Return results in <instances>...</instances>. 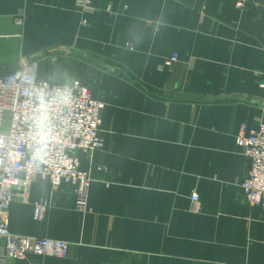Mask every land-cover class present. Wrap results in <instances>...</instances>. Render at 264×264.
Listing matches in <instances>:
<instances>
[{
    "label": "crops",
    "instance_id": "0c3cea01",
    "mask_svg": "<svg viewBox=\"0 0 264 264\" xmlns=\"http://www.w3.org/2000/svg\"><path fill=\"white\" fill-rule=\"evenodd\" d=\"M91 1L0 0V75L37 60L40 80H79L105 103L104 147L80 156L88 212L37 175L10 206L12 233L70 245L30 263L264 264V209L241 198L236 143L264 124V0Z\"/></svg>",
    "mask_w": 264,
    "mask_h": 264
},
{
    "label": "built area",
    "instance_id": "2783aa9c",
    "mask_svg": "<svg viewBox=\"0 0 264 264\" xmlns=\"http://www.w3.org/2000/svg\"><path fill=\"white\" fill-rule=\"evenodd\" d=\"M246 2L236 0L237 7H244ZM77 7L89 11L92 1L77 0ZM49 61L56 62V56L49 57ZM176 61L175 55L166 60L165 65ZM24 75L33 77L32 83L46 86L53 93L64 85L40 80L37 60H22L12 72L0 76V264H31L30 256L61 259L68 256L70 245L65 241L12 233L8 225L10 206L17 198L27 202L28 187L37 175L48 181L54 191L62 184L72 187L76 211L86 214L93 178L89 171L81 168L80 156H90L104 147L101 124L105 103L95 98L87 84L72 80L71 104L54 111L56 135L50 156L39 170L32 167L27 162V153L33 139L29 125L34 101L32 88L22 79ZM236 143L247 161L241 198L249 205L264 209V124L250 133H247L246 125H242ZM190 200L192 212L199 213V195L193 193ZM49 208L50 203L46 200L35 203V219L43 217Z\"/></svg>",
    "mask_w": 264,
    "mask_h": 264
},
{
    "label": "clouds",
    "instance_id": "9594fccd",
    "mask_svg": "<svg viewBox=\"0 0 264 264\" xmlns=\"http://www.w3.org/2000/svg\"><path fill=\"white\" fill-rule=\"evenodd\" d=\"M22 79L32 88L34 111L30 120V133L33 137L27 153V162L39 170L48 160L55 143L56 123L54 111L57 107H67L71 104V78L62 87L50 92L46 86L32 83L33 77L24 75Z\"/></svg>",
    "mask_w": 264,
    "mask_h": 264
},
{
    "label": "water",
    "instance_id": "95a60500",
    "mask_svg": "<svg viewBox=\"0 0 264 264\" xmlns=\"http://www.w3.org/2000/svg\"><path fill=\"white\" fill-rule=\"evenodd\" d=\"M13 70H10V71H8V72H6V73H4V74H2V75H0V76H4V75H7V74H9L10 72H12Z\"/></svg>",
    "mask_w": 264,
    "mask_h": 264
},
{
    "label": "bare ground",
    "instance_id": "6f19581e",
    "mask_svg": "<svg viewBox=\"0 0 264 264\" xmlns=\"http://www.w3.org/2000/svg\"><path fill=\"white\" fill-rule=\"evenodd\" d=\"M246 6H247V5H246ZM246 6H245V7H246Z\"/></svg>",
    "mask_w": 264,
    "mask_h": 264
}]
</instances>
